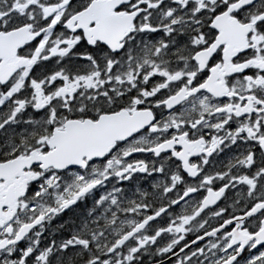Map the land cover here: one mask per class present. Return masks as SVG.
Here are the masks:
<instances>
[{
    "label": "snow or ice",
    "instance_id": "obj_1",
    "mask_svg": "<svg viewBox=\"0 0 264 264\" xmlns=\"http://www.w3.org/2000/svg\"><path fill=\"white\" fill-rule=\"evenodd\" d=\"M242 261L264 0H0V264Z\"/></svg>",
    "mask_w": 264,
    "mask_h": 264
},
{
    "label": "flooded vegetation",
    "instance_id": "obj_2",
    "mask_svg": "<svg viewBox=\"0 0 264 264\" xmlns=\"http://www.w3.org/2000/svg\"><path fill=\"white\" fill-rule=\"evenodd\" d=\"M192 238H194V237H192V236H189V237H188V239H192ZM162 243H163V241H162ZM242 256L246 257V256H247V253H243ZM146 259H147V258H146ZM241 264H243V261L241 262Z\"/></svg>",
    "mask_w": 264,
    "mask_h": 264
}]
</instances>
